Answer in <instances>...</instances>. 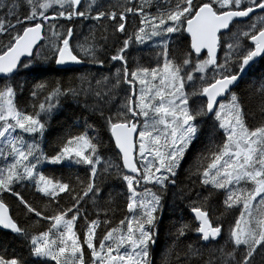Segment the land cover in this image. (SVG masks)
I'll return each mask as SVG.
<instances>
[{
	"label": "snow or ice",
	"instance_id": "6c2138e0",
	"mask_svg": "<svg viewBox=\"0 0 264 264\" xmlns=\"http://www.w3.org/2000/svg\"><path fill=\"white\" fill-rule=\"evenodd\" d=\"M50 61L110 67L17 79ZM258 61L264 0H0V230L29 249L3 248L0 264H153L169 192L198 227L182 218L164 264H264V75L246 79ZM82 97L109 144L86 119L46 150L62 100Z\"/></svg>",
	"mask_w": 264,
	"mask_h": 264
},
{
	"label": "trees",
	"instance_id": "16d2710c",
	"mask_svg": "<svg viewBox=\"0 0 264 264\" xmlns=\"http://www.w3.org/2000/svg\"><path fill=\"white\" fill-rule=\"evenodd\" d=\"M79 32L80 30L78 29V33ZM85 35H87L86 27L83 29L82 35L78 34L77 39L82 41ZM75 42L76 41H73V43ZM135 54L136 53H133V55ZM108 67L110 66H106L104 69H99V66L85 64L81 66L60 68L54 63V61H50L48 63L37 62L32 65L33 71L31 72H25V70L22 69L21 75L17 77V79L21 81L29 80L33 82L61 80L67 83L69 81H73L75 77H79L85 71L96 73L98 70H102L107 72ZM112 71H114V69H112ZM262 75H264V61H258L249 71L246 79L251 82L258 80ZM28 96L29 94L26 92L25 97ZM84 102L85 98L83 97L81 98L79 104L71 100H62L58 110L53 114L49 122L48 130L45 134L47 137L46 144L44 145L46 150L48 145L55 144L58 138L61 137L65 130L70 126L73 127L74 132L82 131V125L86 119L88 120V123L93 124L94 128L99 130V135L104 141L105 145L109 144L110 134L107 132V129L101 128L100 124L95 123L94 119L91 118L89 111L84 110ZM20 103H23V101H20ZM88 103H91V100H88ZM255 110L258 111V109ZM201 147V144H197L193 151L187 155L186 161L183 162V169H188L189 165L194 162L195 157ZM106 155L115 159L114 153L111 151H108ZM46 171L54 172L56 176H59L61 171H66V169H61L60 165H48ZM179 180L183 181L184 184L188 183L186 179V173L184 171H181ZM109 183L116 191H120V188L118 187L119 181L113 179L112 181H109ZM184 184L181 186L183 187ZM196 190H200L198 185ZM20 191L24 195H29V193L24 189H20ZM204 194L206 195L207 193L205 192ZM223 200V194H218L215 197V202L220 208V211H223ZM188 203L189 202L187 200L181 201L179 198L174 199L171 195V192H169V194L164 198L163 209L160 213V223L157 229V243L153 248V264H164L165 255L168 248L172 245L174 239L171 233H174L175 229L179 227L182 218L184 222L193 221V227H198V222L194 221V217L191 215L190 209L187 207ZM220 211H218L216 214L220 215ZM238 216L239 212L233 211L231 213H227L225 219L229 223H234L235 217ZM121 218L123 217L118 214L116 223H118L119 219ZM227 226L228 224L226 223L224 225L225 230L227 229ZM187 236L188 239L183 240L181 242L182 244L190 243L197 239V235L194 232L187 233ZM221 243H223V240H221ZM5 247L7 248L9 255L13 253L20 254L25 257L28 255L29 249L26 241L15 236L14 234L0 230V250H3ZM49 264H54V262H49ZM168 264H175V252L168 258Z\"/></svg>",
	"mask_w": 264,
	"mask_h": 264
},
{
	"label": "water",
	"instance_id": "95a60500",
	"mask_svg": "<svg viewBox=\"0 0 264 264\" xmlns=\"http://www.w3.org/2000/svg\"><path fill=\"white\" fill-rule=\"evenodd\" d=\"M71 66H81V65H71ZM60 68H65V67H69V66H58ZM191 213V212H190ZM191 215L194 217V214L191 213Z\"/></svg>",
	"mask_w": 264,
	"mask_h": 264
}]
</instances>
